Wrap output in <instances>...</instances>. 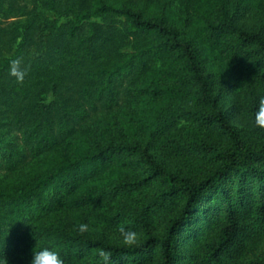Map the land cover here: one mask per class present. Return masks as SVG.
<instances>
[{"label": "trees", "instance_id": "trees-1", "mask_svg": "<svg viewBox=\"0 0 264 264\" xmlns=\"http://www.w3.org/2000/svg\"><path fill=\"white\" fill-rule=\"evenodd\" d=\"M262 100L264 0H0V251L264 264Z\"/></svg>", "mask_w": 264, "mask_h": 264}, {"label": "clouds", "instance_id": "clouds-1", "mask_svg": "<svg viewBox=\"0 0 264 264\" xmlns=\"http://www.w3.org/2000/svg\"><path fill=\"white\" fill-rule=\"evenodd\" d=\"M22 58H13L9 61V72L11 75L15 76L18 80H23L25 71L21 68ZM258 121L264 124V100L261 101L259 111L257 113ZM75 228L79 233L85 234L90 232L91 223L90 222H78ZM117 232L119 234V239L123 246L127 248H133L140 243V234L134 230L126 228L124 225L118 226ZM95 260L94 264H111L112 253L104 248H97L93 253ZM0 264H9V261L4 254L3 250L0 251ZM29 264H66V260L62 252L55 248L49 246H41L38 249L33 250L32 258Z\"/></svg>", "mask_w": 264, "mask_h": 264}, {"label": "rangeland", "instance_id": "rangeland-1", "mask_svg": "<svg viewBox=\"0 0 264 264\" xmlns=\"http://www.w3.org/2000/svg\"><path fill=\"white\" fill-rule=\"evenodd\" d=\"M249 15L251 14L248 13V16ZM245 23L247 27H250L249 24L251 25L252 22L246 21ZM230 119L231 123L236 124L239 128L244 126V116L241 113H234ZM154 155L156 156L158 161L168 165L169 167H172L174 165L173 161L161 152H154ZM244 257L250 261H260L264 263V238H261L252 243L244 252Z\"/></svg>", "mask_w": 264, "mask_h": 264}]
</instances>
